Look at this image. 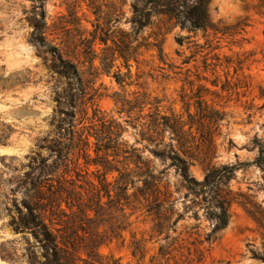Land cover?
Instances as JSON below:
<instances>
[{
    "label": "rangeland",
    "instance_id": "374dc122",
    "mask_svg": "<svg viewBox=\"0 0 264 264\" xmlns=\"http://www.w3.org/2000/svg\"><path fill=\"white\" fill-rule=\"evenodd\" d=\"M134 2L0 0V264H48L12 227L25 204L53 212L58 236L73 227L78 248L102 243L96 264H264V168L239 167L264 151V0H205V30L154 15L141 31ZM154 113L179 120L183 144ZM169 145L198 182L239 169L197 196L153 154ZM217 196L229 223L207 241Z\"/></svg>",
    "mask_w": 264,
    "mask_h": 264
},
{
    "label": "trees",
    "instance_id": "16d2710c",
    "mask_svg": "<svg viewBox=\"0 0 264 264\" xmlns=\"http://www.w3.org/2000/svg\"><path fill=\"white\" fill-rule=\"evenodd\" d=\"M154 15L164 16L169 18V20H175L176 24L180 25L181 28L189 27L194 30H205L210 27L205 0H135L133 5L132 23L137 31H141L148 26L152 16ZM32 38L34 42L45 47V44H43V42L36 36L33 35ZM177 42L182 45L183 41L179 38L177 39ZM51 49L48 52H51ZM159 52L161 53L160 48ZM119 55L127 61L126 54L123 50H120ZM64 69V75H71L69 70H67V67H64ZM117 81L119 84L123 83L120 78H118ZM218 117V115L215 116L216 119ZM150 127L158 134L165 132L166 130L172 131L176 134L178 143L183 144V126H181L179 120L170 119L167 116H160L158 113H154L151 116ZM109 149L110 148L107 147L105 148L107 151H109ZM153 154L162 161L169 160L171 162V166L176 168L183 183L197 196L208 195V197H210L213 190L226 189L228 187V183L234 178V174L239 167H250L251 165H256L260 168H264V151H262L253 163H243L240 164L239 167L227 165L221 168L213 167L207 172L204 180L202 182H198L195 178L190 176V165L188 161L181 158L177 152L174 151L172 145L164 147L161 151H153ZM127 179V175L120 173L118 182L127 184ZM59 190H63L62 185L59 187ZM42 196L43 193L38 187L37 198L39 200L43 199ZM53 199L54 198L51 196L48 198L49 206L56 201ZM207 205V216L215 223L214 230L206 238L207 241H211L212 239L215 240L214 236L219 231L228 226L230 215L228 202L223 197H211ZM68 206L71 211L75 207L74 205L70 206V204H68ZM45 207L46 206L43 204H35L34 206L25 204L27 214L22 215L18 221H13L12 227L14 231L16 233H33L35 239L38 241L44 252V257L48 261V264H96V249L100 247L102 243L98 244L96 240L91 239L90 242L84 246V248H78L77 243H75L76 241L74 240L75 237L78 236H76L74 228L69 226V224L64 227V229H66V237L54 234L51 227L55 224V219L53 218L55 214L51 212L50 215H47L46 213L48 210H46ZM78 209H80V207H78ZM72 214L75 213L72 212ZM157 226L159 229H162L163 227L161 223ZM72 236L73 238H71ZM79 240L81 239L79 238ZM160 252L163 254V248H161ZM81 253L85 255V258L81 256Z\"/></svg>",
    "mask_w": 264,
    "mask_h": 264
}]
</instances>
